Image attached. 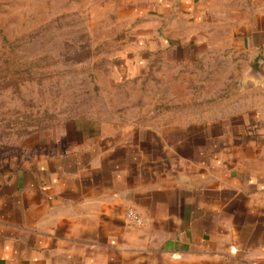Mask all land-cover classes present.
<instances>
[{
    "label": "crops",
    "instance_id": "1",
    "mask_svg": "<svg viewBox=\"0 0 264 264\" xmlns=\"http://www.w3.org/2000/svg\"><path fill=\"white\" fill-rule=\"evenodd\" d=\"M152 2L176 60L227 54L248 89L202 117L74 121L0 172V264H264V0Z\"/></svg>",
    "mask_w": 264,
    "mask_h": 264
},
{
    "label": "rangeland",
    "instance_id": "2",
    "mask_svg": "<svg viewBox=\"0 0 264 264\" xmlns=\"http://www.w3.org/2000/svg\"><path fill=\"white\" fill-rule=\"evenodd\" d=\"M152 3L0 0V172L64 151L74 121L202 117L248 89L227 54L176 60Z\"/></svg>",
    "mask_w": 264,
    "mask_h": 264
},
{
    "label": "built area",
    "instance_id": "3",
    "mask_svg": "<svg viewBox=\"0 0 264 264\" xmlns=\"http://www.w3.org/2000/svg\"><path fill=\"white\" fill-rule=\"evenodd\" d=\"M126 223L133 226H139L142 224V218L132 209L129 208L125 213Z\"/></svg>",
    "mask_w": 264,
    "mask_h": 264
}]
</instances>
